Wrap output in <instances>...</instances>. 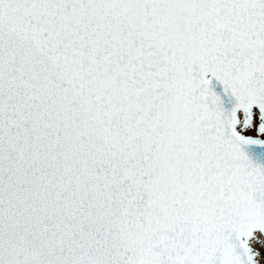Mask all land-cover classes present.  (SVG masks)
<instances>
[{
	"label": "snow or ice",
	"instance_id": "snow-or-ice-1",
	"mask_svg": "<svg viewBox=\"0 0 264 264\" xmlns=\"http://www.w3.org/2000/svg\"><path fill=\"white\" fill-rule=\"evenodd\" d=\"M0 264H264V0H0Z\"/></svg>",
	"mask_w": 264,
	"mask_h": 264
}]
</instances>
